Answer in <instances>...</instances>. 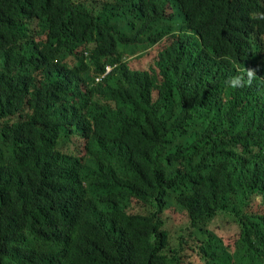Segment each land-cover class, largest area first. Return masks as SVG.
<instances>
[{"label":"trees","instance_id":"obj_1","mask_svg":"<svg viewBox=\"0 0 264 264\" xmlns=\"http://www.w3.org/2000/svg\"><path fill=\"white\" fill-rule=\"evenodd\" d=\"M0 264H264V0H0Z\"/></svg>","mask_w":264,"mask_h":264},{"label":"rangeland","instance_id":"obj_2","mask_svg":"<svg viewBox=\"0 0 264 264\" xmlns=\"http://www.w3.org/2000/svg\"><path fill=\"white\" fill-rule=\"evenodd\" d=\"M168 39L162 41L160 44L163 46L168 43ZM157 46H151L146 50H136L132 55L129 54L128 50L122 48L124 54V60L129 61L133 68H143L147 67L157 51L160 48H156ZM167 215L169 217V225L170 231L173 236V239H176L180 234L181 230L188 225V220L186 218V214L181 207H176L171 211H167ZM171 216V217H170ZM167 217V216H166ZM207 227L210 230L214 231L217 235L221 236L223 234L224 237L231 232L237 231V225L232 217V215L228 213H220L212 222H210ZM220 233V234H219ZM194 263H199L194 260Z\"/></svg>","mask_w":264,"mask_h":264},{"label":"clouds","instance_id":"obj_3","mask_svg":"<svg viewBox=\"0 0 264 264\" xmlns=\"http://www.w3.org/2000/svg\"><path fill=\"white\" fill-rule=\"evenodd\" d=\"M252 76H253V72L251 69L247 70V78H248L247 81H245V79L240 75H230L226 78L225 85L228 88L236 89L243 86V84L246 82L250 83Z\"/></svg>","mask_w":264,"mask_h":264},{"label":"built area","instance_id":"obj_4","mask_svg":"<svg viewBox=\"0 0 264 264\" xmlns=\"http://www.w3.org/2000/svg\"><path fill=\"white\" fill-rule=\"evenodd\" d=\"M110 70H111V67H110V66H107V67H106V73L110 72ZM97 80H98V79H97Z\"/></svg>","mask_w":264,"mask_h":264}]
</instances>
